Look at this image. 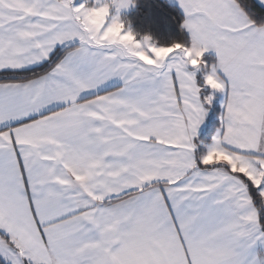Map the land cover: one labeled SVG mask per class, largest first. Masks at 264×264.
I'll use <instances>...</instances> for the list:
<instances>
[{
    "label": "snow or ice",
    "instance_id": "6c2138e0",
    "mask_svg": "<svg viewBox=\"0 0 264 264\" xmlns=\"http://www.w3.org/2000/svg\"><path fill=\"white\" fill-rule=\"evenodd\" d=\"M0 0V264H264V0Z\"/></svg>",
    "mask_w": 264,
    "mask_h": 264
},
{
    "label": "trees",
    "instance_id": "16d2710c",
    "mask_svg": "<svg viewBox=\"0 0 264 264\" xmlns=\"http://www.w3.org/2000/svg\"><path fill=\"white\" fill-rule=\"evenodd\" d=\"M137 8L127 19L134 29L143 34L151 33L161 43L175 34L173 16L175 6L166 0H136Z\"/></svg>",
    "mask_w": 264,
    "mask_h": 264
},
{
    "label": "crops",
    "instance_id": "0c3cea01",
    "mask_svg": "<svg viewBox=\"0 0 264 264\" xmlns=\"http://www.w3.org/2000/svg\"><path fill=\"white\" fill-rule=\"evenodd\" d=\"M167 2H169V0H166ZM174 5V4H173Z\"/></svg>",
    "mask_w": 264,
    "mask_h": 264
}]
</instances>
